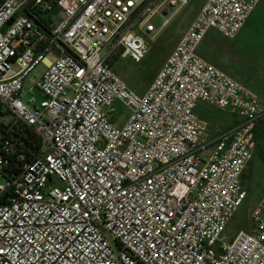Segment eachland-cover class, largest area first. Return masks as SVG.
Wrapping results in <instances>:
<instances>
[{
	"label": "built area",
	"instance_id": "2783aa9c",
	"mask_svg": "<svg viewBox=\"0 0 264 264\" xmlns=\"http://www.w3.org/2000/svg\"><path fill=\"white\" fill-rule=\"evenodd\" d=\"M190 2L0 0V264H264V192L251 231L222 235L248 195L264 100L199 54L260 0H205L142 95L110 65L140 63L145 36ZM40 62L43 97L24 101ZM200 101L240 121L209 133Z\"/></svg>",
	"mask_w": 264,
	"mask_h": 264
},
{
	"label": "rangeland",
	"instance_id": "374dc122",
	"mask_svg": "<svg viewBox=\"0 0 264 264\" xmlns=\"http://www.w3.org/2000/svg\"><path fill=\"white\" fill-rule=\"evenodd\" d=\"M205 0H191L189 5H194L193 12L188 16L190 20L202 6ZM264 0L261 1V5ZM184 13V11L182 12ZM179 19V18H178ZM175 19L164 27L153 38L145 36L148 51L140 63L130 59L113 58V69L122 80L142 95L151 84L167 55L180 37ZM213 32V33H212ZM213 34V36H211ZM210 37H205L199 54L235 79L248 86L264 100V11L258 10L241 28L235 38L228 39L211 30ZM45 62H40L24 80L21 98L27 101L32 95L38 100L42 93L36 88L39 76L45 70ZM116 124L122 125L129 116L130 111L121 102L114 104ZM196 113L208 123L209 133L235 124L238 114L229 109L215 107L205 101H200ZM259 135L264 145V116L258 120ZM243 188L247 197L231 217L222 235L226 240H231L239 230L251 231V211L256 207L264 192V163H255L254 168L245 172Z\"/></svg>",
	"mask_w": 264,
	"mask_h": 264
},
{
	"label": "crops",
	"instance_id": "0c3cea01",
	"mask_svg": "<svg viewBox=\"0 0 264 264\" xmlns=\"http://www.w3.org/2000/svg\"><path fill=\"white\" fill-rule=\"evenodd\" d=\"M261 1L258 3V5L256 6V8L254 9V11L250 14L249 18L246 20L245 24L248 22V20L251 18L252 15H254L258 10H261V12L264 11V4L261 5ZM197 13V12H196ZM195 13V14H196ZM192 15V17L190 18V20L194 17V15ZM189 21V20H188ZM211 30L212 31H215V33H219L217 32L215 29H210L206 35V37H210L212 38L211 36H213V34L210 36V33H211ZM213 33V32H212ZM220 34V33H219ZM221 35V34H220ZM224 37V36H223ZM201 47V46H200ZM213 63L214 64H217L214 60H213ZM238 80V79H237ZM239 81V80H238ZM241 82V81H239ZM242 83V82H241ZM246 86V85H245ZM248 87V86H247ZM251 89V88H250ZM254 91V90H253ZM257 93V92H256ZM199 105V103H198ZM197 105V106H198ZM259 124H257V127H256V146H255V149H254V152H253V156H252V159L250 160V162L248 163L247 165V168L245 170V172L248 171V169L250 168H254L255 167V163H259V165H262V163H264V145H263V142L260 138V135H259Z\"/></svg>",
	"mask_w": 264,
	"mask_h": 264
},
{
	"label": "water",
	"instance_id": "95a60500",
	"mask_svg": "<svg viewBox=\"0 0 264 264\" xmlns=\"http://www.w3.org/2000/svg\"><path fill=\"white\" fill-rule=\"evenodd\" d=\"M194 10V5H189L187 7V9L184 11V13L181 14V16L178 19L177 22V31L179 33H182L184 31L185 25L187 23V18L188 16L193 12ZM14 20V18H12L4 27V29H6L8 27V25Z\"/></svg>",
	"mask_w": 264,
	"mask_h": 264
},
{
	"label": "trees",
	"instance_id": "16d2710c",
	"mask_svg": "<svg viewBox=\"0 0 264 264\" xmlns=\"http://www.w3.org/2000/svg\"><path fill=\"white\" fill-rule=\"evenodd\" d=\"M176 29H177V27H176ZM110 65H111V67L113 66V59H111ZM239 121H240V117L238 115V117L236 118L235 124L238 123ZM28 132H29V139H30L31 143L32 144L36 143V145H37L39 143V136L37 134H35L34 132H32V131H28ZM244 177H245V173L243 174V179H244Z\"/></svg>",
	"mask_w": 264,
	"mask_h": 264
}]
</instances>
